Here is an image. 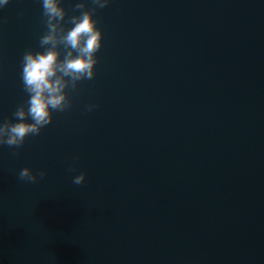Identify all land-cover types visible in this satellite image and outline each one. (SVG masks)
<instances>
[{
  "label": "water",
  "instance_id": "water-1",
  "mask_svg": "<svg viewBox=\"0 0 264 264\" xmlns=\"http://www.w3.org/2000/svg\"><path fill=\"white\" fill-rule=\"evenodd\" d=\"M62 7L102 47L69 110L0 146V264H264V0ZM46 32L41 0L0 9V122Z\"/></svg>",
  "mask_w": 264,
  "mask_h": 264
},
{
  "label": "clouds",
  "instance_id": "clouds-1",
  "mask_svg": "<svg viewBox=\"0 0 264 264\" xmlns=\"http://www.w3.org/2000/svg\"><path fill=\"white\" fill-rule=\"evenodd\" d=\"M9 3L10 0H0V9ZM91 3L96 10L106 7L110 0H91ZM41 4L47 27L46 34L40 38V47L44 50L27 51L23 55L20 76L28 99L14 112L16 122H0V146L19 147L28 136L38 135L52 122L54 111L64 112L71 108L65 91L69 82L75 86V82L95 76L96 53L102 47V31L97 27L93 11H81L78 16L69 17L67 23L72 27L65 30L62 24L67 14L62 0H41ZM75 7L83 9L85 4L77 3ZM61 43L71 49L63 60L57 51V45ZM95 107L88 105L87 110L92 111ZM44 174L43 171L39 173L40 176ZM19 178L34 182L37 175L25 167L19 172ZM84 180L85 174L81 173L74 177L73 183L79 185Z\"/></svg>",
  "mask_w": 264,
  "mask_h": 264
}]
</instances>
